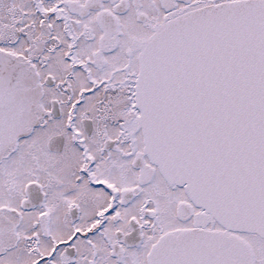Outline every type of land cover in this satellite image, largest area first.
Returning a JSON list of instances; mask_svg holds the SVG:
<instances>
[{"label": "snow or ice", "instance_id": "obj_1", "mask_svg": "<svg viewBox=\"0 0 264 264\" xmlns=\"http://www.w3.org/2000/svg\"><path fill=\"white\" fill-rule=\"evenodd\" d=\"M0 264H264V0H0Z\"/></svg>", "mask_w": 264, "mask_h": 264}]
</instances>
